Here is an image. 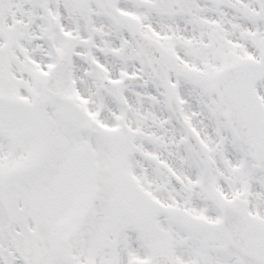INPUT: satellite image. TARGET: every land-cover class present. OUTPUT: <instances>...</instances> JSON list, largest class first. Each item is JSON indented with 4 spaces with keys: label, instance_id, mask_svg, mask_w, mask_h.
<instances>
[{
    "label": "snow or ice",
    "instance_id": "snow-or-ice-1",
    "mask_svg": "<svg viewBox=\"0 0 264 264\" xmlns=\"http://www.w3.org/2000/svg\"><path fill=\"white\" fill-rule=\"evenodd\" d=\"M0 264H264V0H0Z\"/></svg>",
    "mask_w": 264,
    "mask_h": 264
}]
</instances>
